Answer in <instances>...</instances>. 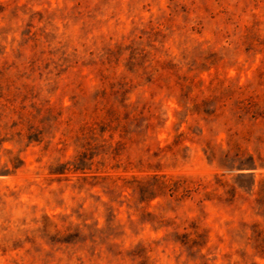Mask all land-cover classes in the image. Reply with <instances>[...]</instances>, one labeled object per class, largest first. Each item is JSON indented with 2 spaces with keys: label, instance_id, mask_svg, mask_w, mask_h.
Instances as JSON below:
<instances>
[{
  "label": "rangeland",
  "instance_id": "obj_1",
  "mask_svg": "<svg viewBox=\"0 0 264 264\" xmlns=\"http://www.w3.org/2000/svg\"><path fill=\"white\" fill-rule=\"evenodd\" d=\"M103 103L142 115L125 120L119 159L101 165L97 148L86 174L257 180L264 0H0V264H264L247 239L263 217L242 189L233 201L157 196L142 214L129 189L113 199L78 187L82 172H51L76 152L66 130ZM190 220L207 236L194 255L169 235Z\"/></svg>",
  "mask_w": 264,
  "mask_h": 264
},
{
  "label": "trees",
  "instance_id": "obj_2",
  "mask_svg": "<svg viewBox=\"0 0 264 264\" xmlns=\"http://www.w3.org/2000/svg\"><path fill=\"white\" fill-rule=\"evenodd\" d=\"M175 75L180 86L185 87L188 77L179 74ZM101 79L106 80L107 75L101 74ZM188 82H191V79ZM100 91L105 92V86H102L99 89ZM251 103L250 101L249 104ZM89 115L90 119L81 122L75 130L70 128L66 130L67 136L65 139L69 138L73 141L77 147L76 152L70 160L50 166L51 172H82L84 174L77 176L78 187L85 183H89L91 186L98 184L113 199L118 197L123 189H129V198L134 199L137 205L136 209L140 210L142 214H150V211L146 210L141 203L148 202L157 196H168L171 199L180 201L199 194L198 201L206 198L233 201L239 193V189H242L249 195H253V207L257 214L263 217L262 221H253L250 224V233L247 239L255 249V253L264 257V172L261 173L257 180L254 172L240 171L231 180L216 174L213 181L209 180L206 182L187 174L160 172L157 170L144 175L131 174L128 177H115L108 173L86 174V169L90 168L94 163V155L99 153L97 148L102 149V160H97L101 165H104L105 155L111 156L116 160L119 159L118 150L121 138H124L127 133L125 120L142 115V111H120L112 108L107 103H103L96 105ZM105 131H109V139L103 136ZM116 133L120 138L113 143L112 139ZM104 148L106 149L103 150ZM10 161L13 163V167H17L22 162L18 156H13ZM248 163L250 162L239 160L237 164H231V167L242 168ZM3 169L4 171H9L8 168ZM118 180L121 181L119 184ZM119 187H123V189L118 190ZM219 187L222 188L221 193L216 191ZM169 223L167 220L160 218L161 225H169ZM184 227L185 230L174 229L169 232V235L174 242H178L183 246L190 255L197 254L207 241L206 230L194 220H190ZM94 228L95 230H100L96 226ZM77 233L78 231L73 233V235L76 236ZM204 255L199 253L198 256L203 258ZM144 262V259H141V263L143 264ZM201 264L210 263L203 259Z\"/></svg>",
  "mask_w": 264,
  "mask_h": 264
}]
</instances>
